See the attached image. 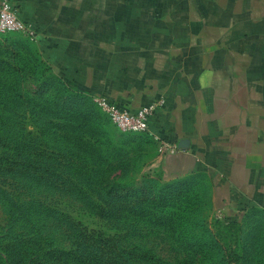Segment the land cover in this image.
<instances>
[{
    "label": "crops",
    "instance_id": "0c3cea01",
    "mask_svg": "<svg viewBox=\"0 0 264 264\" xmlns=\"http://www.w3.org/2000/svg\"><path fill=\"white\" fill-rule=\"evenodd\" d=\"M8 1L71 90L126 111L162 99L145 132L174 147L162 174L202 178L246 258L264 251V0Z\"/></svg>",
    "mask_w": 264,
    "mask_h": 264
},
{
    "label": "rangeland",
    "instance_id": "374dc122",
    "mask_svg": "<svg viewBox=\"0 0 264 264\" xmlns=\"http://www.w3.org/2000/svg\"><path fill=\"white\" fill-rule=\"evenodd\" d=\"M32 39L0 33V43L7 45L0 70V142L10 143L0 157L13 161L0 170V181L8 182L16 202L42 201L82 235L114 239L117 248L109 245L100 254L113 264H241L234 241L241 226L224 227L217 219L204 180L165 177L158 145L145 133L120 132L93 99L61 84ZM13 143L21 148L14 152ZM16 164L25 167L22 172L47 176L48 183L29 189L10 180ZM78 188L86 198L77 195ZM111 193L115 216L98 218L93 204L105 208ZM129 202L135 213L142 208L148 215L126 219ZM6 208L0 202L1 233ZM42 224L58 238L50 221ZM215 233L226 241L216 240ZM253 255L242 264H264V251Z\"/></svg>",
    "mask_w": 264,
    "mask_h": 264
},
{
    "label": "trees",
    "instance_id": "16d2710c",
    "mask_svg": "<svg viewBox=\"0 0 264 264\" xmlns=\"http://www.w3.org/2000/svg\"><path fill=\"white\" fill-rule=\"evenodd\" d=\"M2 43H0V70L4 71L6 63L1 57L4 58V50L7 45ZM60 83L65 86V83L61 81ZM2 142H0V150L10 147V143L2 144ZM12 147L14 152L21 148L18 143H13ZM19 154L20 152H17V158ZM12 163L13 161H7L4 156H1L0 170L4 169L6 165H12ZM16 165V167L14 166V176L9 177L10 180H14L22 186H24L22 182L27 183L29 189L40 187L39 181H41V184L48 183L47 176L35 173L30 175L22 172L23 165ZM8 186L9 184L5 180L0 181V202L7 207L5 211L8 218L6 228L2 233L0 232V264H113L100 254L102 249L109 247V245L112 247L113 244L111 249L117 248L114 239H99L94 232L86 236L82 235V231L78 230L75 224L73 226L66 221L67 219L65 220V215H62L57 209L52 210L47 207L42 201V203L35 201L18 204L17 199L8 192ZM77 190V195L87 197L83 189L78 188ZM128 198H130L129 195ZM111 200L116 201L115 193H111L109 204H105V208L99 204H93V213L98 218L103 216L114 217L116 203H111ZM124 211L126 219L133 217L135 214L139 217L148 215L142 208L137 210L138 213H135L130 202L126 205ZM42 221H50L54 225L57 232H59L57 239L50 237ZM221 223L224 227H237L235 224ZM214 238L221 241L220 239L224 237L216 234ZM238 239L234 241L239 243L240 248L238 247V250L241 255L240 263L242 264L246 259L247 252L242 242L241 231ZM219 241L217 242L219 243ZM222 241L225 242L226 240L223 239ZM234 241L232 243H235ZM228 252L227 250L223 252L227 259H229Z\"/></svg>",
    "mask_w": 264,
    "mask_h": 264
},
{
    "label": "built area",
    "instance_id": "2783aa9c",
    "mask_svg": "<svg viewBox=\"0 0 264 264\" xmlns=\"http://www.w3.org/2000/svg\"><path fill=\"white\" fill-rule=\"evenodd\" d=\"M0 33L25 35L35 37V32L30 25L24 23L18 16V10L8 1L0 2ZM93 101L108 116L115 128L122 133H145L147 132V120L163 104L162 99L155 100L135 111H126L119 108L116 104L110 103L104 98H94ZM174 147L168 146L161 141L159 152L173 151ZM218 216V220H222Z\"/></svg>",
    "mask_w": 264,
    "mask_h": 264
}]
</instances>
